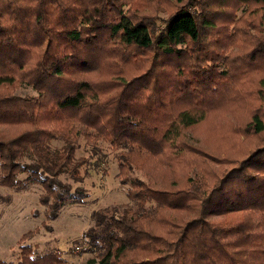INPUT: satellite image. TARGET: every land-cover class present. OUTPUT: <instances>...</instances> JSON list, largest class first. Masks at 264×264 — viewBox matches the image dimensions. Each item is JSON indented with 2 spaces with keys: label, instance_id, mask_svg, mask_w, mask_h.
<instances>
[{
  "label": "trees",
  "instance_id": "16d2710c",
  "mask_svg": "<svg viewBox=\"0 0 264 264\" xmlns=\"http://www.w3.org/2000/svg\"><path fill=\"white\" fill-rule=\"evenodd\" d=\"M174 1L156 26L129 0H0V187L39 186L54 221L85 197L59 178L99 169L83 136L125 152L132 203L91 214L100 264H264V0ZM18 264L66 261L24 245Z\"/></svg>",
  "mask_w": 264,
  "mask_h": 264
},
{
  "label": "rangeland",
  "instance_id": "374dc122",
  "mask_svg": "<svg viewBox=\"0 0 264 264\" xmlns=\"http://www.w3.org/2000/svg\"><path fill=\"white\" fill-rule=\"evenodd\" d=\"M127 5L125 10H129L136 17L145 15L156 26H159L162 20L177 7L174 0H129ZM242 9L235 12L236 22L239 19L252 20L255 24L259 22L258 14H254L258 10L256 6L251 5L245 11ZM243 12H252L253 15L248 19ZM240 32V35L248 38L245 37L243 30ZM248 33L253 37L252 44L262 37L254 30L249 29ZM248 49V47L244 50L231 49L227 54L231 57L244 56L248 53ZM16 94L32 96L35 92L22 88ZM185 133L188 137L196 139L191 129ZM77 142L79 148L76 151V158L87 160L88 164L98 160L99 169L91 170L85 169L88 166L83 167L77 180L59 178L61 182L72 187V190H83L85 197L80 204L64 207L54 221L45 218V206L39 202L43 191L39 186H30L21 192L0 187V261L18 264L21 247L29 245L36 255L60 251L66 264H100L98 253L90 252L89 247L82 240V235L93 225L91 214L94 211L117 207L122 212L132 205L126 197L128 186L122 184V177L118 176L117 170L116 158L125 152L114 150L103 143L96 144L98 146L94 148L86 144L83 136H79ZM50 146L54 150H59L63 142L57 139L51 141ZM127 173H130L129 176L133 174L141 180H147L144 173L134 167L128 169ZM137 255L130 253L127 256L137 258Z\"/></svg>",
  "mask_w": 264,
  "mask_h": 264
}]
</instances>
